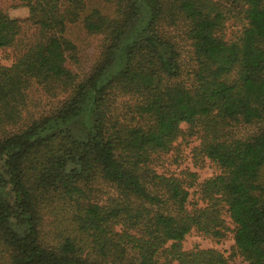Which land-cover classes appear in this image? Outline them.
Masks as SVG:
<instances>
[{
    "label": "trees",
    "instance_id": "1",
    "mask_svg": "<svg viewBox=\"0 0 264 264\" xmlns=\"http://www.w3.org/2000/svg\"><path fill=\"white\" fill-rule=\"evenodd\" d=\"M6 49L0 264H264V0H0ZM184 136L216 174L158 171Z\"/></svg>",
    "mask_w": 264,
    "mask_h": 264
},
{
    "label": "rangeland",
    "instance_id": "2",
    "mask_svg": "<svg viewBox=\"0 0 264 264\" xmlns=\"http://www.w3.org/2000/svg\"><path fill=\"white\" fill-rule=\"evenodd\" d=\"M95 4L99 6L104 13L110 12V6L104 3L95 1ZM7 14L12 19L23 20L27 18L28 11L24 7L8 8ZM234 30V26H231L228 33ZM84 52L83 57L86 61V65H90L96 59L100 50V38L92 37L90 39H84ZM12 51L6 49L0 52V63L3 65H9L12 61ZM47 101L41 104V108H48ZM182 130H186V125L181 126ZM198 142L194 138L180 137L175 143V149L169 154L165 155L158 167L159 172L178 174L181 171L189 170L197 174L198 181H203L214 174H216V168L206 160H197L192 152ZM201 249L214 248L229 257L231 254V248L233 246L232 235L228 234L224 240L219 243L206 239L195 232L186 236L183 243L184 250H190L194 247ZM229 264H246L241 258H233L229 260Z\"/></svg>",
    "mask_w": 264,
    "mask_h": 264
}]
</instances>
